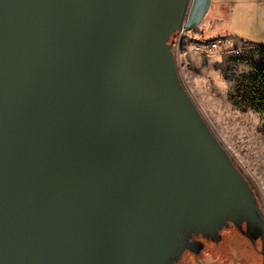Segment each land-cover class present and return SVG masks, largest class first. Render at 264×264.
<instances>
[{
    "label": "water",
    "instance_id": "1",
    "mask_svg": "<svg viewBox=\"0 0 264 264\" xmlns=\"http://www.w3.org/2000/svg\"><path fill=\"white\" fill-rule=\"evenodd\" d=\"M209 8L0 0V264H176L229 223L264 242L170 46Z\"/></svg>",
    "mask_w": 264,
    "mask_h": 264
},
{
    "label": "rangeland",
    "instance_id": "2",
    "mask_svg": "<svg viewBox=\"0 0 264 264\" xmlns=\"http://www.w3.org/2000/svg\"><path fill=\"white\" fill-rule=\"evenodd\" d=\"M211 15L223 20L219 28L232 46L205 54L197 42L180 43V80L264 213V96L256 94L264 76V0H210L204 20Z\"/></svg>",
    "mask_w": 264,
    "mask_h": 264
},
{
    "label": "flooded vegetation",
    "instance_id": "3",
    "mask_svg": "<svg viewBox=\"0 0 264 264\" xmlns=\"http://www.w3.org/2000/svg\"><path fill=\"white\" fill-rule=\"evenodd\" d=\"M244 232L245 224L240 230L229 223L216 241L195 237L198 243L191 251L186 250L176 264H264V242Z\"/></svg>",
    "mask_w": 264,
    "mask_h": 264
},
{
    "label": "built area",
    "instance_id": "4",
    "mask_svg": "<svg viewBox=\"0 0 264 264\" xmlns=\"http://www.w3.org/2000/svg\"><path fill=\"white\" fill-rule=\"evenodd\" d=\"M210 29H199V27L193 31H186L182 27L177 31L170 39V46L172 51L177 46V43H184L188 40L191 42H197V48L200 52L205 54H213L221 50H228L233 41L227 36L222 35V43H214V37H209ZM237 53V50H232Z\"/></svg>",
    "mask_w": 264,
    "mask_h": 264
},
{
    "label": "crops",
    "instance_id": "5",
    "mask_svg": "<svg viewBox=\"0 0 264 264\" xmlns=\"http://www.w3.org/2000/svg\"><path fill=\"white\" fill-rule=\"evenodd\" d=\"M221 22H223L221 18H214L211 15L208 19L203 20L202 24L199 26V29H210V38L215 37L216 35H226L224 31L219 28V24Z\"/></svg>",
    "mask_w": 264,
    "mask_h": 264
},
{
    "label": "bare ground",
    "instance_id": "6",
    "mask_svg": "<svg viewBox=\"0 0 264 264\" xmlns=\"http://www.w3.org/2000/svg\"><path fill=\"white\" fill-rule=\"evenodd\" d=\"M214 43H222V35H219V36H215L214 37ZM179 44L180 43H177V46H176V48L174 49L175 50V53H176V50H178V48H179ZM175 53H174V57L176 56L175 55ZM176 58V57H175ZM179 59V58H178ZM180 60V59H179ZM175 62H176V66H177V58L175 59ZM177 69H178V67H177ZM178 72H179V70H178Z\"/></svg>",
    "mask_w": 264,
    "mask_h": 264
},
{
    "label": "trees",
    "instance_id": "7",
    "mask_svg": "<svg viewBox=\"0 0 264 264\" xmlns=\"http://www.w3.org/2000/svg\"><path fill=\"white\" fill-rule=\"evenodd\" d=\"M261 74H263V72L262 73H260V75ZM261 80H262V82H261V84L259 85V89L258 90H256V94H258L259 92H262L263 93V96H264V76H262V78H261ZM264 98V97H263ZM263 105V104H262Z\"/></svg>",
    "mask_w": 264,
    "mask_h": 264
}]
</instances>
